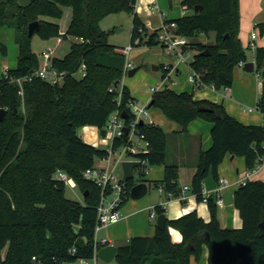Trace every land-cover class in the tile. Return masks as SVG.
Masks as SVG:
<instances>
[{
	"label": "trees",
	"instance_id": "16d2710c",
	"mask_svg": "<svg viewBox=\"0 0 264 264\" xmlns=\"http://www.w3.org/2000/svg\"><path fill=\"white\" fill-rule=\"evenodd\" d=\"M136 0H0V24L13 27L18 46L17 62L0 75V108L6 113L0 120V264H63L80 258H91L95 249L109 242L95 240L97 204L101 189L83 176L97 158L108 155L105 147L84 141L77 128L91 124L101 129L117 107V88L124 75L125 56L119 47L107 40V32L99 22L107 14L127 10L133 15L130 44L159 45L161 25L149 31L133 11ZM71 6V18L64 34L58 20L62 7ZM200 5L195 11L194 7ZM184 13L164 21H176L177 34L193 38L199 33L214 31L213 42L189 41L186 46L197 49L189 62L190 69L200 74L206 84L216 89L232 85L234 66L246 60L239 37V0H182ZM39 20L35 30L42 38L49 36L82 37L71 41L61 57L52 56L51 64L65 71L61 83L33 77L23 79L22 89L15 78L23 77L40 64L31 48L28 24ZM264 35V22L255 24ZM33 33V34H35ZM0 42V51L6 53ZM207 53L203 54V51ZM255 70L262 78L258 108L264 110V45L254 51ZM84 63L85 74L74 72ZM117 82V84H115ZM121 107L131 94L121 85ZM151 107L176 121L186 131L191 120L211 122V145L200 150L190 191L198 200L207 201L210 219L205 221L191 210L180 217L166 219L165 229L155 228L153 236L135 235L118 246L115 259L121 264H189L198 259L206 244L207 264H264V181L247 180L233 193V204L239 210L242 224L238 228L222 227L217 217V202L203 194V181L209 174L219 182V164L228 153L243 156L248 170L264 159V126L246 124L229 114L223 104L194 98L193 91H176L164 87L152 93ZM201 107L208 108L202 110ZM149 141L150 151L140 154L144 163L164 165L160 180H148L162 187L167 197H180L179 166L166 162V132L154 122L138 125ZM126 136L113 140V147L124 143ZM146 160L145 162H143ZM64 170L79 187L83 201L70 198L65 184L54 177ZM126 193L121 205L129 199V190L136 183L126 179ZM156 215L165 212L161 204L154 206ZM168 226L178 229L179 242L171 239ZM82 237L84 245L76 247ZM6 250L2 253L3 247ZM75 247L74 251L71 249ZM34 257V258H33Z\"/></svg>",
	"mask_w": 264,
	"mask_h": 264
},
{
	"label": "crops",
	"instance_id": "0c3cea01",
	"mask_svg": "<svg viewBox=\"0 0 264 264\" xmlns=\"http://www.w3.org/2000/svg\"><path fill=\"white\" fill-rule=\"evenodd\" d=\"M187 12L189 11L184 10V13ZM150 21L151 20L146 19L144 22L149 31L159 26L158 25L152 28L150 26ZM254 25L255 23L253 26ZM241 32L242 29H240L239 33L240 39ZM13 33L14 29L12 34ZM249 39L250 37L248 35L247 45ZM255 40L257 42V46L264 45V35H260L258 33ZM251 51L253 56L251 60L254 63L253 71H255L254 50L251 49ZM262 66H264V61ZM181 71L182 70H180L179 65H177L175 72L180 74ZM189 71L191 72L190 66ZM247 72L245 70L240 73L239 78L241 79L239 80H236V76H234L235 78H233L232 85L222 89H216V87L211 84L196 87L187 79L186 80L189 84L186 85H182L178 80L173 79V83L170 87L176 91H193L194 98L196 99H208L212 102H216L217 104L221 103L229 114L236 117L243 123L260 124L264 126V110L258 108L259 105H257L258 99L263 90L262 78L259 76L258 72H256L254 79H252ZM131 94L135 96L132 92ZM159 111L161 113L160 115H152V113L149 112L150 118H148V120H152V122L159 124L167 134L166 162L176 163L180 167L177 181L178 185L182 189V195L180 197H167L162 187H156L154 188L155 193H152L150 196L146 195L148 193L147 191L145 194L147 197L140 200H137L139 198H132L125 201V203L121 205L123 217L116 224L114 223L105 226L106 229L103 232H100L102 231L100 228L95 234L96 240L106 239L109 243L114 244L118 248V246L125 244L132 236H153L156 228L157 215L152 218L150 217V213L154 211V206L156 204H161L164 207V214L167 219L180 217L191 210H195L197 215L202 217L205 221H208L211 218L206 203L207 201L198 200L196 195L190 191V181L196 169L195 166L198 153L200 150L207 149L211 145V122L202 118H196L188 123L186 131L183 132L181 131V126L176 121L168 119L161 110ZM98 147H104V145L99 144ZM144 165V170H146L143 175L136 180V182L139 180H145L148 183L149 189L152 185L149 184L148 180L162 179L165 167L162 164L151 165L150 167L145 163ZM218 169L219 179H223L225 181L224 187L219 188L220 183L216 182L212 175L209 174L203 181V194L211 195L216 199L217 217L219 218L218 220L222 227L238 228L242 224L239 210L234 206L233 202L230 204L224 203L221 194L224 191L234 193L235 189L239 187V181L243 179L246 181L254 179H261L264 181V159L252 170H248L243 156L228 153L224 156ZM184 186H187L188 188L183 189ZM168 230L173 241L179 242L182 239V235L178 229L168 226ZM177 236H179L178 240ZM201 249L200 257L195 259L191 256L189 264H207V255L209 250L207 249L206 244H203ZM95 262V264H121L116 261L115 257L108 262H105L97 257ZM63 264L76 263L65 262Z\"/></svg>",
	"mask_w": 264,
	"mask_h": 264
},
{
	"label": "rangeland",
	"instance_id": "374dc122",
	"mask_svg": "<svg viewBox=\"0 0 264 264\" xmlns=\"http://www.w3.org/2000/svg\"><path fill=\"white\" fill-rule=\"evenodd\" d=\"M182 0H136V4L133 6V11H135L139 18L144 22L146 19L151 20L150 26L154 28L161 24L162 20L167 18H176L184 14V10L181 6ZM241 9H239L240 14V26L242 29L241 32V43L244 47L246 60L250 61L252 56V51L247 47V36L253 30L259 33L258 26H253V24L258 22H264V0H239ZM151 4H156L154 11H151ZM258 9V10H257ZM164 13V15L161 14ZM71 18V6L65 5L62 7V15L60 18L54 19L53 17L46 16L47 20H58L60 25V34H64L66 28L68 27L69 21ZM133 15L127 10H119L107 14L103 19L100 20L99 25L102 29L107 32V40L109 43L122 48L130 45V33L132 28V19ZM13 27L0 24V42H2L6 48V53L3 54L0 51V75L5 72L7 68H13L16 64V54L17 46L14 39ZM240 33V31H239ZM240 35V34H239ZM215 39L214 31H208L207 33H199L193 38H189V41H200L205 43L213 42ZM75 37L67 35H62V38L59 39L58 36H49L47 38H42L38 33H35L31 37V48L37 54L39 62L42 63L43 58L41 56V51L47 47L54 49L52 56L61 57L68 50L71 41H75ZM197 49L189 48L188 60L195 55ZM125 56L126 59L132 61L133 67H139L137 71L132 75H126L121 78L118 88L121 85L126 84L130 91L135 95L136 99L138 98L141 101L147 102V100L152 95L150 90L151 86L159 83L161 80V74L164 70L163 68L167 65H179L181 71L180 74L173 71L171 77L174 80H178L180 84L186 85L187 75L190 72L189 66L185 62H178L177 56L174 52H170L166 47L161 44L156 46H148L146 44L133 45L129 54ZM153 66H158V70L153 69ZM245 71L243 67H240L239 64L234 66L233 78L236 76V80H239V74ZM260 71H264V66L260 68ZM247 72V71H246ZM256 70L249 73L250 77L254 79L256 75ZM83 74L82 69H78L74 72V76L79 78ZM259 74V73H258ZM260 76V75H259ZM190 89V87H189ZM149 112L152 115H160V111L155 107H149ZM168 118V117H167ZM77 133L81 138L92 144L98 146L99 144L104 145L108 144L110 140V133L102 135L99 128L95 125L85 124L77 128ZM118 154L112 156L113 160L117 159ZM116 162V161H115ZM107 159L97 158L95 160V166L105 167L107 166ZM116 166L114 167V174L117 177H122V165L120 161H117ZM150 167V165L147 164ZM142 167L137 166L134 168V178L133 180H138L142 175H140ZM155 186H151L148 189L147 196H150L152 193H155ZM65 193L68 197L83 201V195L78 186L70 187L68 184H65ZM137 199L140 200L144 197ZM132 198L129 197L126 201ZM154 223V222H153ZM106 227H102L100 232L105 231ZM6 250V246L3 247L2 253ZM79 260L74 261L76 264H79ZM100 263V262H99Z\"/></svg>",
	"mask_w": 264,
	"mask_h": 264
},
{
	"label": "built area",
	"instance_id": "2783aa9c",
	"mask_svg": "<svg viewBox=\"0 0 264 264\" xmlns=\"http://www.w3.org/2000/svg\"><path fill=\"white\" fill-rule=\"evenodd\" d=\"M156 8V4H151L150 9L151 11H154ZM162 15H164L163 12H161ZM176 21L170 20V21H164V19L161 22V29L158 33V39L162 46L166 47L170 52H174L177 56L178 62H185L189 65V62L192 60L187 59L189 54V49L186 47L189 42V38L186 36L177 34L175 32L176 28ZM59 39L62 38V36H58ZM249 41H248V47L255 51L257 47L256 37L257 33L255 31H251L249 34ZM75 41H83L84 39L82 37H75ZM132 45H128L122 48H119L124 55H128L129 51L131 50ZM54 49H51L47 47L46 49L41 51V56L43 58L42 63L39 64L37 68H35L33 71L29 72L27 75L23 77H17L15 78L17 84L22 89V81L23 79H32L33 77H39L45 80L50 81L51 83H61V81L64 78L65 71H59L54 67V65L51 64V58H52V52ZM245 61H240L238 64L240 66H243ZM85 65L84 63H81L79 68L82 69L83 74H85ZM133 64L132 61L129 59H126L125 65H124V76L127 75L128 70L132 69ZM78 68V69H79ZM161 74V80L159 83L155 84L154 86L150 87V90L152 93L156 90L163 89L164 87H170V85L173 83V78L171 77V73L173 71H176L175 65H167L163 68ZM187 80L192 83L196 87H202L206 83H204L201 78L200 74L198 72H195L191 70V72L187 75ZM214 86L213 84H211ZM117 107L110 113V117H108L106 124L102 127L105 130V134L110 133V140L108 144L106 145V149L108 152V155L105 157L107 159L108 163L105 167H87L83 171V176L94 182L96 185H98L101 189V198L97 204V222L95 225V234L97 231L104 227L111 224H116L122 217L123 212L121 210V201L124 199L126 193V179L123 177H117L114 174V167L116 166V162L120 161L122 163L123 160L131 159V160H139L140 163L142 162L139 158L140 154L146 153L150 151V144L147 139H145L144 134L139 131L138 125H140V120L144 122H151L148 120L149 117V107L148 103L151 100L150 98L147 100V102L141 101L138 98H129L126 102L124 107H121L120 101H121V87L117 88ZM122 112H126L127 116L124 117L122 115ZM125 128L128 129L127 133H125ZM122 136H126V140L124 143L117 147H113V140L115 138H120ZM118 154L117 159L113 160L112 156L114 154ZM116 161V162H115ZM144 160L143 162H145ZM146 170V169H145ZM143 169V171H145ZM54 177L63 182L64 184H68L70 187H75L76 183L75 180L68 175V173L64 170L57 169L54 172ZM246 180H240L238 185L245 184ZM220 186L219 188L224 187L225 181L223 179H220L219 181ZM187 186H184L183 189H187ZM130 191V190H129ZM156 216L155 212L150 213V217L154 218ZM96 240V238H95ZM101 243H105L106 239L99 240ZM75 247L71 249V251H74ZM97 251L98 249H95L94 254L91 258H80L79 263L80 264H95L97 259ZM34 258V257H33Z\"/></svg>",
	"mask_w": 264,
	"mask_h": 264
},
{
	"label": "water",
	"instance_id": "95a60500",
	"mask_svg": "<svg viewBox=\"0 0 264 264\" xmlns=\"http://www.w3.org/2000/svg\"><path fill=\"white\" fill-rule=\"evenodd\" d=\"M200 5H196L194 7V10L197 11ZM40 29V22L39 20H34L31 21L28 24V35L32 36L33 33H35V30H39ZM203 54L207 53V51H203ZM253 61H246L243 64V68L244 70L248 71V72H252L254 69V65H253ZM139 67H132V69L128 70L127 75L132 76L138 69ZM153 69L158 70V66H153ZM117 84V82L115 83ZM153 104V100L151 99L150 102L148 103V107H151ZM202 110H207L208 108L205 107H201ZM6 113V109L5 108H0V120L3 119L4 115ZM122 115L124 117L127 116L126 112H122ZM143 121L140 120V124H142ZM101 134L104 135L105 134V130L103 128L99 129ZM128 129L125 128V133H127ZM140 161L139 160H131V159H126L123 160L121 165H122V177L124 179H131L134 178V168L139 166ZM148 191V183L145 180H139L137 181L130 189L129 191V197L136 199V198H140L143 195H145ZM222 196V200L224 203L226 204H230L233 202V193L230 191H224L221 194ZM166 216L164 213L162 214H158L156 217V227L159 229H165L166 227ZM261 226L264 228V222L261 224ZM75 245L76 247H82L84 245V240L82 237H79L76 239L75 241ZM117 252V247L114 244H107L102 246L101 248L98 249L97 251V257L105 262L110 261L111 259H113L116 255Z\"/></svg>",
	"mask_w": 264,
	"mask_h": 264
},
{
	"label": "clouds",
	"instance_id": "9594fccd",
	"mask_svg": "<svg viewBox=\"0 0 264 264\" xmlns=\"http://www.w3.org/2000/svg\"><path fill=\"white\" fill-rule=\"evenodd\" d=\"M179 239V236H177V240Z\"/></svg>",
	"mask_w": 264,
	"mask_h": 264
}]
</instances>
